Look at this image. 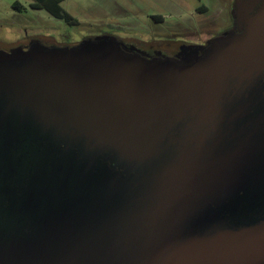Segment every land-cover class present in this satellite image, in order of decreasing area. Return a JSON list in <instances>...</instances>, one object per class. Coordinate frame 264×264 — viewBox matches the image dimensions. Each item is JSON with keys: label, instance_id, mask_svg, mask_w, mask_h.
<instances>
[{"label": "water", "instance_id": "obj_1", "mask_svg": "<svg viewBox=\"0 0 264 264\" xmlns=\"http://www.w3.org/2000/svg\"><path fill=\"white\" fill-rule=\"evenodd\" d=\"M180 56L0 47V264H264V0Z\"/></svg>", "mask_w": 264, "mask_h": 264}, {"label": "rangeland", "instance_id": "obj_2", "mask_svg": "<svg viewBox=\"0 0 264 264\" xmlns=\"http://www.w3.org/2000/svg\"><path fill=\"white\" fill-rule=\"evenodd\" d=\"M231 1L63 0L62 5L78 20L70 24L45 9L34 8L32 0H0V45L13 47L35 32L69 34L82 41L109 33L150 36L178 31L183 36H203L228 24ZM15 2L21 10L13 6Z\"/></svg>", "mask_w": 264, "mask_h": 264}, {"label": "flooded vegetation", "instance_id": "obj_3", "mask_svg": "<svg viewBox=\"0 0 264 264\" xmlns=\"http://www.w3.org/2000/svg\"><path fill=\"white\" fill-rule=\"evenodd\" d=\"M249 0H232L233 11H231L230 20L228 24L221 30L214 32L213 34H204L203 36H195L188 34L187 36L181 35L178 31L172 33H164L157 35L144 36L142 33L129 36H117L113 34H102L100 36H115L124 44L128 51H137L141 55L147 57L149 55L156 54L162 58L179 59L181 51L188 47L204 46L210 39L217 35L229 30L234 26L237 12L244 6ZM99 37V36H98ZM92 39V38H91ZM41 41L46 43H56L58 45H77L82 40L79 38H72L69 34L57 35L54 32L48 34H42L41 32H35L27 36V40L17 43L13 47H4L5 49H12L22 44H29L30 42ZM181 59V58H180Z\"/></svg>", "mask_w": 264, "mask_h": 264}, {"label": "trees", "instance_id": "obj_4", "mask_svg": "<svg viewBox=\"0 0 264 264\" xmlns=\"http://www.w3.org/2000/svg\"><path fill=\"white\" fill-rule=\"evenodd\" d=\"M63 0H32L31 5L34 8L47 10L57 18L64 19L70 24H77L78 20L62 5ZM13 6L21 10V5L15 2Z\"/></svg>", "mask_w": 264, "mask_h": 264}]
</instances>
